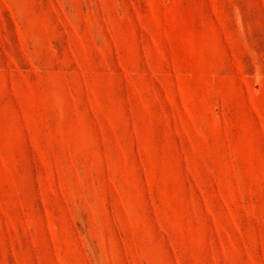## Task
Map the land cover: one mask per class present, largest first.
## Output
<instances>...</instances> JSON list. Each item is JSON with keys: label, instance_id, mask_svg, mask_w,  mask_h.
Returning <instances> with one entry per match:
<instances>
[{"label": "rangeland", "instance_id": "1", "mask_svg": "<svg viewBox=\"0 0 264 264\" xmlns=\"http://www.w3.org/2000/svg\"><path fill=\"white\" fill-rule=\"evenodd\" d=\"M0 264H264V0H0Z\"/></svg>", "mask_w": 264, "mask_h": 264}]
</instances>
